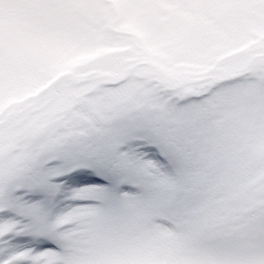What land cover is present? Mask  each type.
I'll list each match as a JSON object with an SVG mask.
<instances>
[{
	"label": "snow or ice",
	"instance_id": "6c2138e0",
	"mask_svg": "<svg viewBox=\"0 0 264 264\" xmlns=\"http://www.w3.org/2000/svg\"><path fill=\"white\" fill-rule=\"evenodd\" d=\"M0 264H264V0H0Z\"/></svg>",
	"mask_w": 264,
	"mask_h": 264
},
{
	"label": "rangeland",
	"instance_id": "374dc122",
	"mask_svg": "<svg viewBox=\"0 0 264 264\" xmlns=\"http://www.w3.org/2000/svg\"><path fill=\"white\" fill-rule=\"evenodd\" d=\"M55 59L52 51H45L38 47H27L20 53L19 76L21 79H30L37 73L46 70ZM14 98L8 99L3 105L4 108L9 103H13Z\"/></svg>",
	"mask_w": 264,
	"mask_h": 264
}]
</instances>
